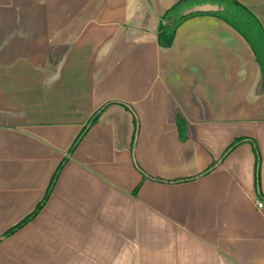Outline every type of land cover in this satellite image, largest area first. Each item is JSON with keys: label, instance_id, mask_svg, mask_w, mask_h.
I'll return each instance as SVG.
<instances>
[{"label": "crops", "instance_id": "crops-1", "mask_svg": "<svg viewBox=\"0 0 264 264\" xmlns=\"http://www.w3.org/2000/svg\"><path fill=\"white\" fill-rule=\"evenodd\" d=\"M178 1L0 0V264H264L262 71Z\"/></svg>", "mask_w": 264, "mask_h": 264}, {"label": "trees", "instance_id": "trees-1", "mask_svg": "<svg viewBox=\"0 0 264 264\" xmlns=\"http://www.w3.org/2000/svg\"><path fill=\"white\" fill-rule=\"evenodd\" d=\"M206 3L220 5L225 8V11H220L218 13H210V15L217 16L223 19L224 21H226L248 41V43L250 44V46L254 51L256 60L260 65L262 71V83L264 85V28L260 20L254 15V13L246 6H244L240 0H180L178 1L160 17L159 27H158V41L160 46L164 49L170 48L174 43L175 35L180 24L187 18L194 16L191 15L188 17H182V12L185 9H188L195 5L206 4ZM97 117L98 115H94L92 117L89 126H87L86 129L82 131V133L79 135L74 145L72 146L71 150H74V148H76L78 142L82 140L84 134L89 129L90 125L96 122ZM178 126L181 132L182 139H184L186 123L182 120L181 117L178 119ZM244 141H245L244 139H238L237 141H235L228 149V152L236 148L239 144H241ZM62 165L57 170L52 180V183L49 187L50 189L52 188L58 173L61 171ZM217 165L218 163H214L199 175H205L211 172L212 170L215 169ZM146 177L147 175L145 174L143 180L135 188L134 190L135 194H137L140 188L142 187L143 181L146 179ZM191 179L194 178L180 179L173 182H181V181L183 182V181H189ZM157 180L168 182L163 179H157ZM36 213L37 210L35 211L34 214H32L26 220H24V222L20 223L18 226L6 232L5 236H8L11 233L15 232L17 229L21 228L24 224H26L29 220H31L36 215Z\"/></svg>", "mask_w": 264, "mask_h": 264}, {"label": "water", "instance_id": "water-1", "mask_svg": "<svg viewBox=\"0 0 264 264\" xmlns=\"http://www.w3.org/2000/svg\"><path fill=\"white\" fill-rule=\"evenodd\" d=\"M220 11H224V8L219 5L206 3V4L195 5L191 8L184 10V12L182 13V17H188L200 13H217Z\"/></svg>", "mask_w": 264, "mask_h": 264}, {"label": "rangeland", "instance_id": "rangeland-1", "mask_svg": "<svg viewBox=\"0 0 264 264\" xmlns=\"http://www.w3.org/2000/svg\"><path fill=\"white\" fill-rule=\"evenodd\" d=\"M260 7H263V8H264L263 3L260 4ZM256 12H257V10H256ZM258 13H260V15H261L262 17H264V9H262V10H261L260 12H258Z\"/></svg>", "mask_w": 264, "mask_h": 264}, {"label": "built area", "instance_id": "built-area-1", "mask_svg": "<svg viewBox=\"0 0 264 264\" xmlns=\"http://www.w3.org/2000/svg\"><path fill=\"white\" fill-rule=\"evenodd\" d=\"M258 207H260V208L263 207V203L262 202H259L258 203Z\"/></svg>", "mask_w": 264, "mask_h": 264}]
</instances>
